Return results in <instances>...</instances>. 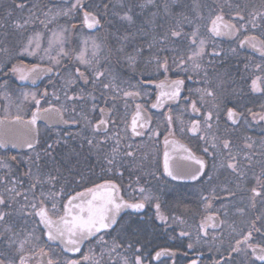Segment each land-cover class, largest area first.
Segmentation results:
<instances>
[{
    "label": "flooded vegetation",
    "instance_id": "flooded-vegetation-1",
    "mask_svg": "<svg viewBox=\"0 0 264 264\" xmlns=\"http://www.w3.org/2000/svg\"><path fill=\"white\" fill-rule=\"evenodd\" d=\"M73 3L75 0H0V84L7 82L6 88H0V196L5 198L7 207L0 205V211L9 213L5 220L0 221V259H3L5 264L9 261L19 264V257L23 255L26 257V264H39L43 258L33 254L43 247L54 259L59 257L61 260L64 257L80 259L82 254L88 253L91 248L101 264H124L125 257L131 261L135 255H141L144 264H192L193 261L196 264H248L249 261L264 264L252 256V250L243 243L240 246L241 251L231 250L236 246V240H242L243 235L247 234L257 216L261 219L256 221L255 227L264 233V198L257 197L253 207L250 191L252 187H258L255 177L260 176L264 169V121L260 120V114H264V110L256 116L261 129L243 128L244 118L234 124L228 120L227 109L235 108L237 112H242L245 108L242 106L244 102L238 103V99L224 96L226 98L221 99L224 109L217 112L216 103L209 100L210 98L199 101L196 91L190 94V86L201 80L197 75L201 69L196 71V74H180L175 77L185 82L181 96L175 101L165 102L163 107L152 108L151 105L156 102L159 92L157 84L167 76L164 71H154L153 74L151 72L150 36H129L126 52L135 56L133 66H130L123 56L116 55L115 49L119 46L116 38L111 54L99 58L101 69L106 73L102 78L103 83L111 82L114 85L111 89H104L100 82H93L91 69L80 68L88 76L89 82L78 78L75 67L79 66L68 59H64L63 63H66L65 69L69 68L73 73L69 74L71 79L75 80L71 85L67 83L68 80L60 79L64 67L56 69L47 59H27L20 54L21 36L13 24L15 21L22 23L25 18L35 20V23L28 26L25 36L31 33L33 27L44 17L60 18L61 21L74 18L77 21L74 20L75 23L82 24L89 34H96L99 29L92 32L83 24V10L74 11L73 18L62 14ZM84 3L87 10L91 11L90 7H97L101 2L84 0ZM260 36L264 35L258 37ZM212 37L221 44L224 41L230 43L236 38L235 36L228 40L219 36ZM76 45L75 37H72L67 47L70 49ZM243 49L264 58V53L259 48L246 44ZM13 65L28 73L29 78L20 80L19 72L11 71ZM33 65L40 66L34 73L29 71ZM50 67L53 71H46ZM149 80L155 83H146ZM138 84L142 87H131ZM138 90L141 91L139 97L123 96V91ZM33 92L37 93L36 98L40 100L39 108L47 109L51 104L64 112L63 120L77 119L80 122L52 125L38 120L37 144L30 149L22 147V133L16 127L14 118L19 115L25 120L31 119L37 105L30 97L25 101L23 93ZM65 92L68 96H76L78 99L66 100ZM189 96L190 100L186 101L185 98ZM56 97H59V100ZM191 100L198 101L199 112L192 111ZM137 104L142 105L151 114L148 126L138 129L144 133L142 136H134L130 127ZM221 104L218 102L216 106L220 105L222 108ZM101 108L111 115L116 124L109 125V136L113 139H109L102 146V151H97L95 147L88 145L86 138L93 136L91 129L80 117L87 116L95 124L101 118ZM169 109L174 117V135H168L166 117ZM209 111L213 112L210 132L180 131L181 120L185 124L200 120L203 125L204 116ZM177 117L179 119H176ZM249 117L252 118V115L249 114ZM149 129H158L160 135H152ZM213 135L218 138L215 141L217 149L211 146ZM166 136L170 141L167 148L164 144ZM201 136H207L208 141L200 139ZM116 138L119 139L117 167L111 168L104 156L111 153L112 148L116 146ZM95 139L102 140L103 136H96ZM223 139L230 140L231 151L239 161V171L244 173L243 176L226 166H221L226 165L219 147ZM247 144H252V147L248 148ZM129 145L131 147H128ZM181 146L191 149L196 157L205 162L204 172L196 180L190 176L195 174L199 166L192 160L181 158L187 155ZM204 148H208L207 153L203 151ZM165 150L171 157L170 164L182 173L184 178L173 179L164 171ZM127 151L134 152V157L125 158L124 153ZM56 152L63 154L61 162H55ZM57 165H62V172L55 170ZM49 175L56 177V180L51 184L45 183L43 190L58 192L63 188L65 200L67 195L82 192L94 184L103 183L104 180H113L120 184L121 194L125 199H139L140 187L150 190L156 199L146 203L140 210H122L119 224L104 234V244H100L98 237H95L91 238V243L82 245L79 253L62 251L59 241H48L47 236L43 235L44 226H37L39 218L30 215L33 210L27 209L24 214L23 209L26 202H32L33 191L37 193V199L39 198L40 189L31 190V183L35 182L37 177L46 181ZM13 187L21 193L20 196H15ZM133 189L137 191L133 192ZM229 192L235 193V197L230 196ZM24 193L28 195L27 200L24 199ZM157 200L161 205L160 212L165 217L164 220L157 218ZM241 208L244 209L242 213L237 211ZM12 216H19L17 223L7 224ZM202 222L206 224L204 230L200 229ZM182 232L188 235H181ZM260 240L261 234L254 232L250 243ZM137 241L139 243H136ZM114 242L123 247H117L114 252H110ZM129 243L133 244V248L127 247ZM189 244L192 245L191 248L188 247ZM137 247L141 248L140 252H136ZM161 249L168 251L157 258L156 252Z\"/></svg>",
    "mask_w": 264,
    "mask_h": 264
},
{
    "label": "snow or ice",
    "instance_id": "snow-or-ice-1",
    "mask_svg": "<svg viewBox=\"0 0 264 264\" xmlns=\"http://www.w3.org/2000/svg\"><path fill=\"white\" fill-rule=\"evenodd\" d=\"M146 3H152V0H146ZM146 6L145 4L140 5L141 8ZM17 7L22 8L23 5H17ZM105 9H107L108 5H104ZM264 7V5H262ZM168 5L165 4V9L167 10ZM237 9H239V5H237ZM83 10V24H86L89 28H93L95 26L100 25L101 18L98 16L96 12L87 10V5L84 3V0H75V3L71 5V8L67 11L63 12L62 14L68 16L73 11H80ZM130 11V10H129ZM252 20L254 21L256 17H260L264 19V11H254L250 13ZM236 16L240 20H244L245 17L240 14L239 11L236 12ZM123 20H127L129 23L133 22V16L129 15L128 12H125L124 15L121 17ZM49 21L48 23H50ZM35 23L34 19L25 18L23 22L15 21L13 27L20 32L21 42L19 44L20 54H27L29 56H40V59L43 60L47 57L48 62L53 65L54 67H58L62 60L68 59L72 60L73 58L79 65L85 66L87 69H91L92 81L93 82H100L104 89H111L114 85L109 83H103L102 78L106 75L105 71L101 69L100 62L98 59L95 58L96 53H93V59H86L85 58V50L81 49L78 53L75 49H66L65 42L67 40V33L68 29H63L60 32H53L52 39L48 41V46L46 48H41V33L32 31L27 36H25V32L28 31V26L30 24ZM41 24L44 25L45 28L48 27V23L45 21H40ZM74 27V26H73ZM252 28H256V24L252 23ZM240 28L237 25L231 23L230 21H225L223 15L217 14L214 18L211 19V27L209 31L213 34L219 35H234L237 32H240ZM169 35L172 38H180L182 35V30L176 29H169ZM199 37V26L195 27L191 32L189 37L190 43L192 45L197 44V39ZM168 36L166 35L164 39H167ZM129 39L128 35L123 37H117V43L119 47L115 49V53L117 56H123L126 61L129 63L130 66L135 64V56L126 52V48L124 46V42ZM245 43L250 45L252 48H259V50L264 53V39L257 37L255 35H245L243 40L240 41V45L243 46ZM84 44H87V40L84 41ZM204 44L205 40L203 38H199V48L197 51L191 52V55L187 56L185 59L183 56L173 60V63L177 64V68H180L182 71L187 72L189 71L188 62H191V71H198L201 68V65L197 63L198 58L202 55L204 51ZM151 47V45H149ZM93 48L99 49V45L93 42ZM41 51L43 55H41ZM53 51H55V55H53ZM235 51V49H233ZM138 54V53H137ZM218 55V53H217ZM155 63L157 66V71L163 69L166 73L169 70L168 59L165 57L163 62H161L160 58H155ZM39 65H33L32 68L29 70L30 72H36L39 68ZM258 69L264 71L261 65H256ZM12 72H19V79L26 80L29 78L28 73L22 71L16 65H13ZM46 71H53V68H47ZM75 74L80 79H84L87 83L89 82L88 76L85 72H82L80 67H75ZM207 75V73H205ZM191 78V77H189ZM67 83L69 85L75 83V80L69 78ZM146 83H155L154 81H146ZM183 79H175V80H168L165 77L164 80L159 81L157 87L160 89L156 96V102L151 105L152 108H159L165 105L167 101H175L181 96V91L184 86ZM260 83H264V79L261 76H256L251 81V90L253 92H262L264 93V88L260 87ZM7 82L5 81L3 84H0V88H6ZM131 87L134 88H141V85H133ZM197 93H199V101H203L205 97H213L215 98L216 93L209 88L205 89H197ZM191 94V90H189ZM147 94V93H145ZM46 95V93H45ZM141 95V91H123L124 97H139ZM31 98L34 101L35 105H37L36 111L32 112L31 119L27 122L29 126L35 125L37 121L38 115L41 112L47 114L49 111H55L63 120L64 112L61 109L55 108L53 105H49L47 109L39 108L40 100L37 99V93H23V99L27 101ZM59 100V97H56ZM65 99L69 101H73L78 99L76 96H68L67 92H65ZM186 101L190 100V96L185 98ZM197 100H191V109L193 112H199L200 108L197 106ZM203 106V105H201ZM261 107H264L262 105ZM93 110H95V105L93 106ZM186 110V109H185ZM111 110H109L110 112ZM75 112V109H73ZM247 112L250 113L255 119L256 113H253L251 109H247ZM101 118L96 121L95 124L92 123L87 116L81 115L80 119L84 120L86 126L91 129V133L93 138H86L87 143L89 146H93L97 149V151H102V146L107 143L109 139H113V137L109 136V125L115 126L116 121L111 118L109 113H106L103 108L100 109ZM107 117V118H106ZM227 117L228 120L232 121L234 124L237 120L244 118L243 112H237L235 108H228L227 109ZM217 120L219 119L217 115ZM15 121L22 122L23 118L17 115ZM176 119H179L177 117ZM213 119V112L209 111L203 119V125H201L200 120H192L188 124H185L182 120L180 121L182 127L180 128L181 132L189 131L192 133H196L198 131L207 130L211 131L212 124L211 121ZM260 120L264 121V114H260ZM151 121V114L147 111V109L143 108L142 105L137 104L135 113L131 119V130L134 136H142L144 133L139 131L138 129H143L148 126L149 122ZM64 123H72L78 124L80 121L77 119L72 120H63ZM174 123V117L171 114V109H169V114L166 117V124L168 127V135H174L175 133L172 131V125ZM31 131V129H29ZM149 132L154 135H160L158 129H149ZM103 136L102 140H96V136ZM35 137L26 138L23 143L26 144L28 148L33 147V141ZM200 139L208 141L207 136H201ZM218 138L213 135L211 137V146L213 149H217V144L215 141ZM170 141L165 137L164 144L167 148ZM115 147L112 148L111 153L104 156L105 161L111 168L117 167L116 161V154L119 152V139H115ZM248 148L252 147V144L246 145ZM128 147H131L129 145ZM221 149V155L224 156L226 161V166L228 169H231L233 172H238L240 176H243L244 173L239 171V161L237 160L236 155H234L231 151V142L228 139H223L220 141L219 145ZM182 150L187 153V155L181 157L185 160H192L195 162L196 165L199 167L196 169L195 174L190 176L191 179L196 180L198 179L204 172L205 162L203 159L198 158L192 153L191 149L184 148L181 146ZM203 151L205 153L208 152V148H204ZM226 153V155H225ZM134 152L127 151L124 153L125 158H133ZM215 155V153H213ZM14 159V158H13ZM39 159V154H37V160ZM171 157L169 152L165 150L164 152V171L173 179H182L184 178L183 174L179 171L175 170L173 166L170 164ZM249 162L251 159L249 158ZM123 166L122 164L120 165ZM111 168L109 170H111ZM211 179V178H210ZM256 184L258 187H252L250 189L252 196L251 200L253 201L252 206H255V200L257 197L264 198V169H262L260 176L255 177ZM56 180V177L49 175L47 180H41L37 177L36 181L31 183L30 189L35 190L37 188L40 189L39 191V198L37 199V193L35 191L32 192L33 201L30 202V206L33 210L30 215H34L38 217L37 226L43 225L44 232L43 235L47 236L48 241H59L62 245V251L72 252V253H79L82 250V245L86 242L91 243V238L98 237V242L100 244H104V234L108 232L109 229H113L114 226L118 225L121 219V212L124 209H135L140 210L146 206V203H150L153 199H156L151 194L150 190L140 187L138 189L139 192V199L130 198L125 199V196L121 194V185L117 184L113 180H104L103 183L94 184L90 188L84 189L82 192H75V194L67 195L65 200V194L63 188L60 191H49L45 192L43 187L45 183L51 184L53 181ZM138 182V181H137ZM15 183V182H14ZM12 191L15 193V196H20L21 193L15 191V187H13ZM137 191L133 189V192ZM24 199H28L27 193H24ZM229 195L235 197V193L229 192ZM135 199V202L133 200ZM0 205H4L7 207V203L3 196H0ZM207 206V205H206ZM161 205L157 202L155 203L156 215L157 218L164 220L165 217L160 212ZM239 212H243L244 209H237ZM9 215L7 212L0 211V221L5 220V218ZM210 219V218H206ZM261 217L257 216L256 220L252 221V225L250 230L247 232L246 235H243L242 240H236L235 247H232L233 252L241 251V244L247 246V248L251 249V255L255 256L261 262H264V233L261 232V229L256 228L255 224L257 220H260ZM224 223V221H221ZM215 226V225H214ZM206 224L204 222L201 223L200 229L204 230ZM260 233L261 240L257 243H250L253 239V233ZM135 234V233H134ZM181 235H188V233L182 232ZM205 235L207 232L205 231ZM136 243H139L137 241ZM117 247H123V245H117L114 242V247L110 249V252H114ZM129 249L133 248V244L129 243L127 246ZM189 248L192 247L191 244L188 245ZM21 249H23V244H21ZM141 248L137 247L136 252H140ZM168 250L161 249L160 251L156 252V257H160L161 255L165 254ZM33 255H38L43 259L39 262V264H82V262H87V264H101L100 259H97L93 249L89 248L88 253L82 254L80 259H72L68 257H64L62 260L57 257L53 258L50 252H45L44 248H39L37 253ZM0 264H5L3 259H0ZM8 264H12L11 261ZM19 264H26V257L21 255L19 257ZM124 264H144V261L141 255H135L134 258L129 261L127 257L124 258ZM192 264H196L195 261ZM248 264H254L253 261H249Z\"/></svg>",
    "mask_w": 264,
    "mask_h": 264
},
{
    "label": "trees",
    "instance_id": "trees-1",
    "mask_svg": "<svg viewBox=\"0 0 264 264\" xmlns=\"http://www.w3.org/2000/svg\"><path fill=\"white\" fill-rule=\"evenodd\" d=\"M99 1L101 3L98 4L97 7L92 9V11H95L98 16H100L102 26L105 25V22L107 23L108 19H112L113 21L119 19V16L115 11V5L117 0ZM124 1L125 5L120 7L130 8L132 15H135L133 16V22L128 23L127 25L124 23L123 25L116 24V26L115 23L111 24L110 30L112 31V33L120 26L121 28H125L124 31L129 33L130 36H150L151 58L159 57L160 60H163L166 57L168 59V64H175L173 63V60L178 59L179 57H181V55L183 57L186 56V47L179 48V46L176 45L175 42L169 43L167 41H174L173 38L166 40L167 45H165L163 42L156 41V39L166 35L170 36L169 29L178 30V28L182 26V33L189 36L191 35L193 29L197 27V25L200 27L199 23H196L191 20V17H193V19H196V13H194L193 8L191 7L190 0H167L168 15L164 16V18L160 17L156 19H150L148 17V14L146 12H148V10L153 11L154 8L151 7L154 6H149L151 3L147 5L146 0ZM162 1L164 0H153L154 4L157 5H159V3H162ZM199 1L203 4V9L206 11L205 14H202L201 17L198 19V22H201L204 19L203 15H208L211 10L206 7L205 0ZM105 4L108 5L107 9H105L104 7ZM142 4H145L146 6L141 8L140 5ZM263 4L264 0H233L232 6L234 9H236L237 5H239V9L237 10L240 12L241 15L245 17V23L249 29L252 28V23L256 22V28L259 27V29L255 32V35L258 36L264 35V20L260 17H256V19L253 21L250 13H253L254 11H264V8L262 7ZM220 8H222V6ZM222 10H224V8H222ZM207 32L208 31L205 30L203 34L205 35L207 34ZM185 35H182L184 36L182 39L183 45L185 43H188L185 38ZM260 37L263 38V36ZM223 44L226 49L227 45L230 43L224 41ZM222 49L223 52L213 57L212 59H215V62L211 61L212 63L210 65L212 67V70H210V72L216 73L217 75V79L214 81L216 88H219L223 95L226 94L225 96L231 97L230 95H232L231 98H237L239 100L238 103L244 102L242 106L245 107V109L256 107L261 102V98L264 97V93H262L263 95H259L258 92H253L251 90L250 81L252 77H254V75L255 77L261 76L262 79H264V71L256 67V65H261L262 68H264V58L243 51L240 47L237 49V51L233 52L232 54L226 53L224 47ZM199 73V76L201 75V82L205 83L207 79L203 78L204 73ZM213 73L211 74L212 78ZM261 85L262 88H264V83H261ZM190 90L192 94L194 93V91H196L194 84L190 86ZM62 156L63 154L61 152H56L55 162H61L63 160ZM55 170L62 172V165H57L55 167Z\"/></svg>",
    "mask_w": 264,
    "mask_h": 264
},
{
    "label": "rangeland",
    "instance_id": "rangeland-1",
    "mask_svg": "<svg viewBox=\"0 0 264 264\" xmlns=\"http://www.w3.org/2000/svg\"><path fill=\"white\" fill-rule=\"evenodd\" d=\"M205 1H206V7H208L211 11L208 13V15H203V17H204L203 21L198 22L199 21L198 19L201 17L202 14H205L206 11L203 9V4L199 0H190L191 7L193 8L194 13H196V19H193V17H191V20L200 24L199 37L197 39L196 45H192L190 43V39H189L190 35L189 36L185 35V38L188 41V43L184 44L185 46L182 43V39L184 36H181L180 38H173L174 41L167 40V39L172 38L171 36H168L167 39H164L165 36H162V37L159 36L160 38L156 39V41L163 42L165 45H167V43H166V40H167L169 43L175 42V44L178 45L179 48L186 47V50H185L186 56L184 57L186 59L187 56L191 55V52L198 50L199 38H203L205 40L204 51H203L202 55L198 58L197 63H199L201 65L200 72L202 71L201 73H204V75H205V73H207V75H205L203 77L204 79L206 77L207 81L204 83V82H201V80H199L194 84V87L196 88V90L209 88L212 91H214L216 93L215 98H213V97H207V98H210L209 100L216 103V105H217L218 102H220V104H221L222 103L221 99L226 98L227 96L224 97L226 94L223 95L221 93L220 89L216 88L214 81L217 79L216 78L217 75H216V73L210 72V70H212V67L210 65L212 62H215V59H212V58L215 57L217 55V53L220 54L221 52H223L222 48L224 47V49H225V46H224V44H221V42L216 40L214 37H212L215 35L211 34V31H209V29L211 27V19L214 18L215 15L221 14L224 17V20L230 21L231 23L237 25V27H239L241 29L240 32H237L235 40L230 42V44L227 45L225 52L228 54H230V53L232 54L233 52L237 51V49L239 47L241 48V46L239 44H240V41L243 40L244 36L245 35H255V32L259 29V27L249 29L246 26L245 19L242 21L236 16V11H238V10H237V8L234 9L232 7L233 6V0H227V1L226 0H205ZM152 2H153V0H152ZM216 3H218V4H216ZM146 4L148 5L150 3H146ZM165 4L168 5L167 0L162 1V3H159V5L154 4V2L151 3L149 6L153 5L154 7H151V8H154V10L153 11L148 10V12H146L148 14V17L150 19H152V18L156 19V18H160V17L164 18V16L168 15L167 10L165 9ZM124 5H125L124 0H117L116 1L115 11L117 12V14L119 16V19H116L115 21H113L112 19H108L107 23L105 22L104 26L101 25L102 28H100L99 31L96 32V34H89L85 30V28L82 24L79 25V24L75 23L76 20L72 16L74 11L68 15V16H71V18H73V19H66V21H61L60 18L59 19L58 18L51 19V18L44 17L40 21H45V23H48L49 21H51L50 23H48V27L45 28L44 25L41 24L40 21H38V23L36 24V27H33V30L32 29L31 30L39 32L42 34L41 35V48L43 49V48H46L48 46V41L50 39H52L53 32L58 33L63 29H68V33L66 34L67 40L65 42V48L68 49L67 44L71 41L72 37L73 38L75 37V43H77V45H76V47H70V49H75V51L77 53L81 49H84L86 59H93V53L95 52L96 53L95 58L99 60V58L101 56H105L106 54H109V53L111 54V51H112L113 46H114L113 42H114L115 38L117 41V37H123L125 35L130 36L129 33L124 31L125 28H121L120 26H119L120 28L118 27V29H116L113 33L110 30V26L113 23H115V26H116V24L123 25V23H124L127 25L129 23L127 20L121 19V17L124 15L125 12H128L129 15H132L130 8L120 7V6H124ZM221 6H222V8H224V10H222V8H220ZM70 8L71 7H69L68 9H70ZM94 8H93V6L90 7L91 11ZM132 16H135V15L133 14ZM76 18H78V16ZM255 24H256V22H255ZM178 30H182V26H180L178 28ZM205 30H207L208 32H207V34L204 35L203 33ZM263 34H264V29H263ZM260 38L264 39V36H263V38L262 37H260ZM85 40H87V44H84ZM93 42H95V44L99 45V49L93 48ZM127 44H128V40L124 42L125 48H127ZM168 45H170V44H168ZM233 49H235V51H233ZM241 50L246 51L243 48H241ZM52 54L55 55V51H53ZM179 54H180V52H179ZM22 55H24L27 59H30V58L40 59L39 55L38 56H29L27 54H22ZM41 55H43L42 51H41ZM44 59H47V57H45ZM63 61L64 60H62L61 64L55 68L57 69V68L64 67V70L62 72L60 79L68 80L69 78H71L70 77L71 75L69 76V74H73V73L70 71L71 69H69V68L65 69L66 63H63ZM68 61L72 62L74 65L79 66L81 69L87 70V68L85 66L77 64V62L75 61L74 58L71 61L70 60H68ZM150 62H151V66H152V68H151L152 74L154 73V71H156V72L163 71V69H160L159 71H157V66H156L154 57L151 58ZM161 62H163V60H161ZM177 63H178V61H177ZM169 66L170 67H169L168 72L165 73L167 78H169V80H174L175 77H179L180 74H182V75L183 74L190 75V73L196 74V71H191V67H192L191 62H188V67L190 70L187 72H184L180 68H177L176 63L175 64H169ZM212 73H213V78L211 75ZM199 74L200 73H198L197 75H199ZM200 77H201V75H200ZM253 78H255V75H254V77H252V79ZM260 87L262 88L261 84H260ZM196 93H197V91H196ZM258 93H259V95H263L262 92H258ZM198 95H199V93H198ZM230 96L232 97V95H230ZM233 98H235V97H233ZM235 99H237V98H235ZM235 102H237V101H235ZM260 103L261 104L257 108L255 107L256 110H255V108L254 109L250 108L253 113L258 114L264 110V107H261L262 105H264V97L261 98ZM216 105H215V110L217 112L218 111L222 112L221 109H224L223 105L221 104L222 108L219 107L220 105H218V106H216ZM242 110H243L242 112L244 113V121L242 124L243 128H245V129H255V128L261 129V127L258 126L259 123L257 122L256 117H255V119H253V117L252 118L249 117L250 113L247 112V109L243 108ZM245 114L248 116H246ZM250 116H251V114H250ZM256 116H258V115H256ZM28 202H30V201H28ZM28 202H26L25 206H23V209H25L24 214L27 213V209H29V211H31L30 209H32L30 206V203H28ZM32 202H34V201L32 200ZM20 213H22V212H20ZM17 215H19V214H17ZM15 218H17V219H15ZM15 218H13V216H12L11 221L9 220V222H7V224L17 223L19 216H15ZM24 218H25V216L22 219H24ZM26 219H28V216L26 217Z\"/></svg>",
    "mask_w": 264,
    "mask_h": 264
},
{
    "label": "water",
    "instance_id": "water-1",
    "mask_svg": "<svg viewBox=\"0 0 264 264\" xmlns=\"http://www.w3.org/2000/svg\"><path fill=\"white\" fill-rule=\"evenodd\" d=\"M101 25L102 24L100 23V25H98V26H95L93 28H89L85 24L86 28L89 31H92V32L97 31L98 29H100L101 28ZM236 34H234V35H224V34H222V35H219V37H222L224 39L230 40V39H233L236 36ZM213 35H215V34H213ZM215 36H217V35H215ZM246 44L247 43H245L242 47L244 48ZM248 46H250V45H248ZM159 91H160V89H159ZM181 93H182V91H181ZM29 120L30 119H28V120L23 119L22 122H17V121H14V122L16 123V127L22 133L21 134L22 135V141H24L26 138L35 137V139L33 141V147L37 144V139H38V131H37V121L38 120H43V121H45V122H47L49 124H52V125H67L66 123L63 122V120L61 119V117L55 111H49L47 114L41 113L40 115H38L37 121H36V124L35 125L29 126L27 124V122ZM1 125H2V121H0V126ZM29 129H31V131H29ZM22 147H27V146H26V144L23 143L22 144Z\"/></svg>",
    "mask_w": 264,
    "mask_h": 264
}]
</instances>
